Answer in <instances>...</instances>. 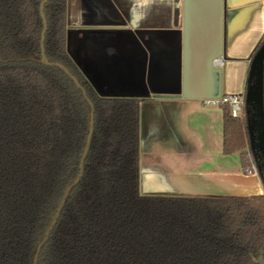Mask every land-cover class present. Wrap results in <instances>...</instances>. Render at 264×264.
Segmentation results:
<instances>
[{
  "label": "trees",
  "instance_id": "obj_1",
  "mask_svg": "<svg viewBox=\"0 0 264 264\" xmlns=\"http://www.w3.org/2000/svg\"><path fill=\"white\" fill-rule=\"evenodd\" d=\"M68 10L69 0H0V264H33L80 172L90 102L84 175L37 264H264V194L142 191L140 102L96 91L68 50ZM42 44L81 87L62 68L25 59H41ZM221 107L223 152L249 173L246 111L235 118Z\"/></svg>",
  "mask_w": 264,
  "mask_h": 264
},
{
  "label": "crops",
  "instance_id": "obj_2",
  "mask_svg": "<svg viewBox=\"0 0 264 264\" xmlns=\"http://www.w3.org/2000/svg\"><path fill=\"white\" fill-rule=\"evenodd\" d=\"M98 1L85 0L81 14L74 17L68 10V50L99 94L139 100L142 191L264 194L259 173H245L237 155L223 152V107L202 103L205 98L246 92L250 63L264 36V0H222L220 11L218 1L196 3V19L207 28L204 33L221 37L223 59L219 82L218 74L208 68L212 53L201 40L195 42L192 84L204 92L202 98L183 94L184 0ZM204 4L213 11L202 8ZM173 54L180 83L169 81L173 89H166L156 80L164 76Z\"/></svg>",
  "mask_w": 264,
  "mask_h": 264
},
{
  "label": "water",
  "instance_id": "obj_3",
  "mask_svg": "<svg viewBox=\"0 0 264 264\" xmlns=\"http://www.w3.org/2000/svg\"><path fill=\"white\" fill-rule=\"evenodd\" d=\"M184 2H185V11H184V15H185V19H184L185 64H184V69L186 71V79H187V81L186 80L184 81V91L188 89L189 90L192 89V91L188 93L183 92V94L185 97L202 98L205 95L201 92H197L194 89L193 84H192V78H191L192 65L190 64L191 60L189 62L187 61L186 54H188L189 56V53L188 51H186V47L187 49L189 48L188 50H190V47H191L190 55L192 57L193 49L195 47V42H197L198 40H201L206 50L212 53L213 55L210 58L211 61H209V64L211 62L212 65L220 66V65H217L216 60H219L222 58H215L216 57L215 54L217 53V51L220 50L219 41L221 40V37L219 34H217L215 37H211V36H208L209 34H207V32L204 33V31L207 28L204 25H201V21L197 20L196 15H195L196 3H199V0H184ZM201 20L203 21V23L206 22V20L203 17ZM44 24L46 26V23ZM197 31H198V34L196 33ZM211 42L214 43L213 46L210 45ZM25 59L37 60L39 62L49 64V65H56L62 68L74 80L76 85L81 87L76 76H74L68 70L67 67H65L61 63L50 62L47 60L45 56V49L43 47V44H42V58L41 59H36L34 57H28ZM213 59H214V63L212 62ZM187 64L189 65L188 68L186 66ZM84 94H86L85 91H84ZM90 104L92 108L90 130H89V134L87 137L86 146H85L84 152L81 157L80 172L78 176L76 177V179L74 180V182H72L67 187L61 199V202L57 208L56 214L54 215L50 225L48 226L43 239L40 241V243L38 244L36 248L33 264L38 263L41 249L43 245L47 242L50 233L55 227L57 220L60 216L62 207L70 191L73 189L74 186L78 184V182L84 175V171H85L84 163H85L87 154L90 149L91 138L93 134V124H94V109H93V104L91 102ZM246 115H247L248 132H249V137H250V146H251V150L253 153V158H254L256 167L258 169V172H260L264 168V44L259 48L256 54L253 56L251 63H250L249 74L247 78V86H246Z\"/></svg>",
  "mask_w": 264,
  "mask_h": 264
},
{
  "label": "rangeland",
  "instance_id": "obj_4",
  "mask_svg": "<svg viewBox=\"0 0 264 264\" xmlns=\"http://www.w3.org/2000/svg\"><path fill=\"white\" fill-rule=\"evenodd\" d=\"M85 0H69V12L70 11H72V14H73V17L74 16H76L77 14H78V11L80 12V14H81V5L83 4V2H84ZM92 1V3H95V1H97V2H99L98 0H91ZM110 2H111V0H109ZM206 0H204V2H205ZM214 3H216L217 4V1L219 2V6H218V8H219V11L221 10V1L222 0H212ZM211 1V2H212ZM112 2H113V0H112ZM203 3V2H202ZM105 7H110V6H104V8ZM112 7H114V6H112ZM202 8H205V9H207V11H212V8H211V5L209 4L208 6L207 5H202L201 6ZM103 8V9H104ZM217 8V7H216ZM215 9V8H214ZM216 10V9H215ZM184 11H185V5H184ZM211 13V12H210ZM199 43V42H198ZM222 47H221V45H220V50L219 51H217V53L215 54L216 55V57L217 58H219L220 57V55H221V51H222V49H221ZM189 49V48H188ZM187 49V47H186V51H188V53H189V56H188V54H186V58H187V61L189 62L190 60H191V65H192V63H193V60H195L196 58H197V56L195 55L194 57H191V55H190V52H191V47H190V50H188ZM169 56H171V58L169 59V66H166L165 67V70H163L162 72H164V73H162V75L164 74V76L162 77V79L161 80H159L158 78H157V80H156V82H160L162 85H163V87L164 88H166L167 89V86H171L172 88L171 89H173V84L171 85H168V83H169V81H171L172 83L173 82H178V84L180 83V80H179V78L176 76L177 75V73H178V71H179V69H178V59L176 58V56L173 54V55H169ZM213 56V55H212ZM212 56H210V57H212ZM207 58H205V59H203L201 62H200V68L202 69V70H204V68H205V60H206ZM211 61V60H210ZM212 62L214 63V59L212 60ZM184 64H185V58L183 59V76H182V82L184 83V81L186 80L187 81V79H186V71H185V69H184ZM187 66V68L189 67V65L187 64L186 65ZM208 68H209V70H211L212 72H214V73H216V74H218V76H219V78H220V81L219 82H221V80H222V69H221V66H215V65H212L211 64V62H210V64H208ZM193 70V69H192ZM193 73L191 72V78H192V75ZM177 77V78H176ZM205 77V76H204ZM204 80H207V81H210V78L207 76V77H205L204 78ZM170 82V83H171ZM190 91H192V89H188V90H185L184 91V89H183V92H186V93H188V92H190ZM204 93V92H203Z\"/></svg>",
  "mask_w": 264,
  "mask_h": 264
},
{
  "label": "built area",
  "instance_id": "obj_5",
  "mask_svg": "<svg viewBox=\"0 0 264 264\" xmlns=\"http://www.w3.org/2000/svg\"><path fill=\"white\" fill-rule=\"evenodd\" d=\"M222 61L223 59L216 60L217 65L221 66ZM202 103L217 106L228 105L232 116L235 118H240L246 111V92L227 93L218 97L205 98L202 100ZM248 155L252 161V169H250L248 172L258 173V169L256 167L252 154L249 153Z\"/></svg>",
  "mask_w": 264,
  "mask_h": 264
}]
</instances>
